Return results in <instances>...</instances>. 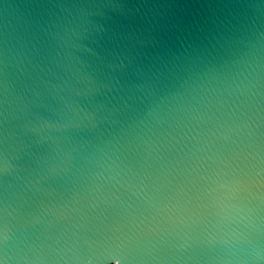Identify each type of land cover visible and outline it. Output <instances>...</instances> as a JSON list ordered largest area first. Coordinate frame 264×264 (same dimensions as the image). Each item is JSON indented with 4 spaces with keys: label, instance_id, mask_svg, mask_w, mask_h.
I'll return each instance as SVG.
<instances>
[{
    "label": "water",
    "instance_id": "1",
    "mask_svg": "<svg viewBox=\"0 0 264 264\" xmlns=\"http://www.w3.org/2000/svg\"><path fill=\"white\" fill-rule=\"evenodd\" d=\"M252 57L258 86L225 91L228 103L211 107L221 119L196 120L193 106L208 111L201 86L225 88ZM71 107L98 123L69 129L61 142L75 149L70 171L41 179L67 158L30 124L62 123ZM233 121L250 122L257 135L230 132ZM234 141L264 156V0H0V154L14 165L0 170V206L8 202L21 242L74 246L110 264L111 236L119 229L135 245L134 220L153 210L91 176L100 148L167 195L193 186L199 165H211L205 157L230 152ZM142 239L173 251L168 234Z\"/></svg>",
    "mask_w": 264,
    "mask_h": 264
},
{
    "label": "clouds",
    "instance_id": "2",
    "mask_svg": "<svg viewBox=\"0 0 264 264\" xmlns=\"http://www.w3.org/2000/svg\"><path fill=\"white\" fill-rule=\"evenodd\" d=\"M243 64V70L229 79L225 88L201 86L210 94L205 97L208 111L200 114L199 108L193 106L190 111L196 120L201 121L205 116L221 119L211 112V107L213 103H228L223 95L225 91L251 90L258 86L257 58L246 59ZM97 123L94 114L80 107H71L62 123L49 124L36 117L30 124L31 130L51 138L56 144V153L67 158L49 163L41 179L70 171L68 161L75 149L61 142L69 129L95 127ZM245 127L248 136L257 135L250 122L233 121L228 130L239 134ZM53 132L63 135L53 136ZM224 139L230 137L224 135ZM144 142L152 143L149 139ZM234 143L237 147L228 153L205 157L211 165H199L193 186L180 185L167 195L160 194L146 177L122 167L118 156L99 149L101 155L96 158V170L91 176L114 182L153 210L150 216L134 220L132 235L136 243L131 264H264V156L253 143ZM79 147L84 149L87 143L81 142ZM13 167L5 149L0 154V170L7 173ZM112 199H120L118 191L112 194ZM59 209V205L50 206L52 211ZM11 215L8 202L4 201L0 206V264H95L92 255L82 254L74 246L53 248L37 240L21 242ZM158 234L172 237L167 246L173 251L162 254L156 242L142 239ZM56 243L59 244V240Z\"/></svg>",
    "mask_w": 264,
    "mask_h": 264
},
{
    "label": "snow or ice",
    "instance_id": "3",
    "mask_svg": "<svg viewBox=\"0 0 264 264\" xmlns=\"http://www.w3.org/2000/svg\"><path fill=\"white\" fill-rule=\"evenodd\" d=\"M105 250L110 264H131L135 245L127 234L118 229L108 240Z\"/></svg>",
    "mask_w": 264,
    "mask_h": 264
}]
</instances>
